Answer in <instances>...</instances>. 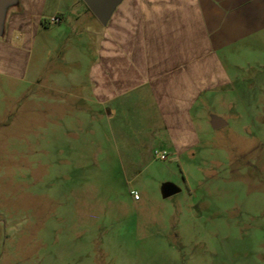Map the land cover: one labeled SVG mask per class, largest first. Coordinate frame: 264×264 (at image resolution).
Returning <instances> with one entry per match:
<instances>
[{"label": "rangeland", "instance_id": "374dc122", "mask_svg": "<svg viewBox=\"0 0 264 264\" xmlns=\"http://www.w3.org/2000/svg\"><path fill=\"white\" fill-rule=\"evenodd\" d=\"M5 37L31 55L0 63V264H264V29L233 48L235 88L204 99L199 143L180 156L145 104L116 141L85 125L88 68L59 61L52 31ZM77 71V88L60 82ZM167 183L180 193L163 198Z\"/></svg>", "mask_w": 264, "mask_h": 264}, {"label": "crops", "instance_id": "0c3cea01", "mask_svg": "<svg viewBox=\"0 0 264 264\" xmlns=\"http://www.w3.org/2000/svg\"><path fill=\"white\" fill-rule=\"evenodd\" d=\"M9 9L0 33L7 42L15 33L52 31L59 61L87 66L86 94L78 96L91 121L85 125L100 124L103 136L116 141L126 125L124 112L145 104L162 125L153 138L176 156L199 143L196 125H202L204 99L222 87L235 88L233 48L264 29V0H124L106 26L82 0H15ZM54 17L61 21L52 22ZM5 22L10 30L4 32ZM30 55L0 39V63L10 66L7 72ZM79 80L77 71L60 82L77 88ZM102 115L107 120L100 123ZM63 124L62 118V129Z\"/></svg>", "mask_w": 264, "mask_h": 264}, {"label": "water", "instance_id": "95a60500", "mask_svg": "<svg viewBox=\"0 0 264 264\" xmlns=\"http://www.w3.org/2000/svg\"><path fill=\"white\" fill-rule=\"evenodd\" d=\"M101 25L106 26L110 21L117 7L124 0H82ZM15 0H0V33L4 21V9L12 5ZM210 125L214 130L225 127L226 122L216 115L210 117ZM180 193V189L171 183L164 184L162 187L163 198L167 199Z\"/></svg>", "mask_w": 264, "mask_h": 264}, {"label": "built area", "instance_id": "2783aa9c", "mask_svg": "<svg viewBox=\"0 0 264 264\" xmlns=\"http://www.w3.org/2000/svg\"><path fill=\"white\" fill-rule=\"evenodd\" d=\"M60 21H61V19L59 17H54L52 19V22H54V23H59ZM154 156L158 160L165 161L168 158V153L165 151H155ZM132 195H134L135 199L138 200L139 197H138L137 192H132Z\"/></svg>", "mask_w": 264, "mask_h": 264}]
</instances>
